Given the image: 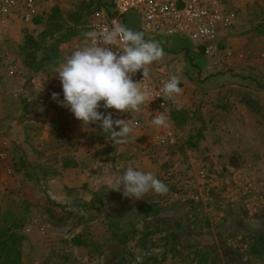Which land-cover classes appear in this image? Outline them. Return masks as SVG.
Segmentation results:
<instances>
[{
	"label": "rangeland",
	"instance_id": "obj_1",
	"mask_svg": "<svg viewBox=\"0 0 264 264\" xmlns=\"http://www.w3.org/2000/svg\"><path fill=\"white\" fill-rule=\"evenodd\" d=\"M108 5L56 0L33 24L0 15V264L4 230L22 238L20 264H264L252 251L264 234V0H230L233 59L218 71L162 44L149 73L170 68L182 89L167 107L168 145L147 119L129 121L128 142L113 145L51 98H63L57 67L86 46L88 17ZM68 30L58 62L28 67V38L43 57L54 47L41 45L46 32ZM129 167L153 172L168 193L109 190Z\"/></svg>",
	"mask_w": 264,
	"mask_h": 264
},
{
	"label": "clouds",
	"instance_id": "obj_2",
	"mask_svg": "<svg viewBox=\"0 0 264 264\" xmlns=\"http://www.w3.org/2000/svg\"><path fill=\"white\" fill-rule=\"evenodd\" d=\"M85 35L91 38V45L73 51L56 69L63 98L55 92L51 98L68 109L85 128L98 123L113 145L126 144L133 133L130 120L113 119L112 112L100 109H115L121 113L138 111L149 95L140 85L149 75V66L164 56V50L158 42L146 40L143 32L119 22ZM119 41L123 42L122 50H114L112 45ZM137 72H142V82L132 79ZM163 91L170 99L178 96L182 92L179 77L173 75L164 84ZM153 122L166 125L162 113L154 116ZM108 189L137 200L149 192L164 195L169 191L153 172L132 167L115 182H110Z\"/></svg>",
	"mask_w": 264,
	"mask_h": 264
},
{
	"label": "built area",
	"instance_id": "obj_3",
	"mask_svg": "<svg viewBox=\"0 0 264 264\" xmlns=\"http://www.w3.org/2000/svg\"><path fill=\"white\" fill-rule=\"evenodd\" d=\"M56 0H0V15L33 24L46 7H52ZM114 22L144 33L148 40L187 39L207 58V69L218 71L233 59L227 33L236 24V14L230 9V0H109L107 7L96 8L88 19L87 32H99L110 28ZM98 42V40H97ZM92 43L87 37L86 46ZM114 50L123 48V42L112 45ZM170 68L165 67L149 73L143 81L142 72L133 75L134 81L149 92L138 111L121 113L115 109H103L130 119L131 125L140 126L142 119L153 120L163 114L174 100L163 91L164 84L172 77ZM167 73V74H166ZM169 73V74H168ZM158 141L171 143V132L165 125ZM3 154H0L2 157Z\"/></svg>",
	"mask_w": 264,
	"mask_h": 264
},
{
	"label": "trees",
	"instance_id": "obj_4",
	"mask_svg": "<svg viewBox=\"0 0 264 264\" xmlns=\"http://www.w3.org/2000/svg\"><path fill=\"white\" fill-rule=\"evenodd\" d=\"M51 14H53V11ZM35 21H37V19ZM68 31H69L68 33H62L61 35H58V36H55L54 32H51V33L48 31L46 32L45 38L40 40L41 45L43 44V46H45L47 44V47H48V45L50 47H52V46H54V47L52 50H48L49 53H46V55H44L43 57H39L37 55V50L41 49L39 44L37 43V41H35L32 38H28L27 39V46L29 47L28 49L29 50H31L32 48L35 49L34 54L32 53V55H30V57L32 59V63H28L27 64L28 67L32 68L34 70H40L43 68V66L46 63L58 62L60 60V56L57 53L58 45L67 43L71 39V37L74 35L73 31H70V30H68ZM146 40H148V39H146ZM57 58H58V60H56ZM6 231L7 230L2 231L1 234H2V237L4 240L2 245H3L4 250L7 251V257H8L9 264H20L21 252H20L19 248H20L22 238L19 237L16 233H12V232L6 233ZM145 236H147V235H145ZM256 243H257V245L252 249V251L257 253L258 255H264V234H261L257 238ZM151 261H153L152 264H162L163 263V259L159 258L158 256H151L149 259H146L142 262H137L134 264H150L149 262H151ZM115 264H132V263L128 262L127 258H122L120 261H118Z\"/></svg>",
	"mask_w": 264,
	"mask_h": 264
},
{
	"label": "crops",
	"instance_id": "obj_5",
	"mask_svg": "<svg viewBox=\"0 0 264 264\" xmlns=\"http://www.w3.org/2000/svg\"><path fill=\"white\" fill-rule=\"evenodd\" d=\"M233 34H234L233 30H231L229 33L226 34L227 35L226 38L232 37ZM156 42H158L161 45V47H162V44L164 45V43H166L164 45V47H166V48L168 47L169 49H173V50H183L184 53L187 56H189L190 59L195 58L197 60V62H199V63H203V62L206 63L207 58L204 56V54L199 49H197L192 43H187V45H186L184 42V39H175V40H170V41H168V40H156ZM171 55H173V54H171ZM171 55H168V56L166 55L165 57L171 58ZM174 57H176V55H174ZM161 64L163 65L164 63H161Z\"/></svg>",
	"mask_w": 264,
	"mask_h": 264
}]
</instances>
